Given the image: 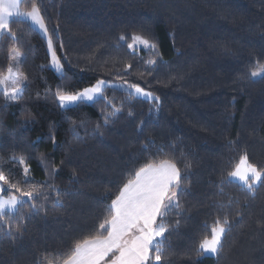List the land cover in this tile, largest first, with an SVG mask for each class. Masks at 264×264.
I'll list each match as a JSON object with an SVG mask.
<instances>
[{"label": "trees", "instance_id": "obj_1", "mask_svg": "<svg viewBox=\"0 0 264 264\" xmlns=\"http://www.w3.org/2000/svg\"><path fill=\"white\" fill-rule=\"evenodd\" d=\"M30 2L23 0L21 9L29 10ZM36 2L49 32L56 29L53 46L66 76L62 81L50 67L47 40L27 20L12 24L15 44L0 37V72L15 46L28 76L22 99L8 101L0 93V170L21 179L22 168L9 157L26 155L33 182L61 194L42 189L47 195L34 210L24 206L19 234L15 220L11 234L7 226L0 230V264L66 258L78 240L98 230L122 182L145 163L165 159L186 171L187 180L182 214L170 213L166 221L180 223L165 234L161 264H264V187L249 194L238 182L220 183L244 152L264 165V77L247 75L264 59V0ZM133 33L154 42L158 56L142 49L130 58L117 37ZM139 57L158 63L138 80L123 66H142ZM97 79L139 82L160 97V111L150 113L151 102L109 87L106 95L124 106L104 126L102 104L65 110L52 99L58 85L76 90ZM222 210L232 224L223 249L197 255Z\"/></svg>", "mask_w": 264, "mask_h": 264}, {"label": "snow or ice", "instance_id": "obj_2", "mask_svg": "<svg viewBox=\"0 0 264 264\" xmlns=\"http://www.w3.org/2000/svg\"><path fill=\"white\" fill-rule=\"evenodd\" d=\"M22 3L23 0H0V37L11 39L15 44L19 37L17 32L13 31L12 24L27 20L29 27L38 31L47 40L50 67L63 81L66 76L65 66L53 46L56 29H53L52 33L49 32L36 0H31L27 11L21 9ZM117 40L123 42L127 55L132 59H136L142 49L149 51L152 57L158 56L157 45L142 34L133 33L130 37L121 34ZM117 46H120L119 43ZM139 59L143 61L142 66L139 63L134 65L131 61L124 62L123 66L126 75H130L132 71L137 72L138 80L145 74L151 75L158 63L154 58ZM8 61L6 71L0 72V93L6 99L15 101L23 98L22 94L28 81V76L21 70L23 60L18 47L13 46L8 50ZM247 75L253 78L264 77V59L257 60ZM109 87L120 89L129 99L151 102L153 107L149 109L150 113L160 111L159 96L142 87L139 82L131 83L127 80L123 85H110L105 79H97L90 86L76 90L58 85L56 91L52 93V99L56 101L58 107L65 110L102 104L103 125L106 126L124 106L123 100L120 101V106H117L115 100L106 95ZM129 115H132L131 111ZM101 126L98 123L96 131ZM29 159L26 155L16 154L9 157V162L16 163L22 168V178L19 180H13L11 170L8 174L0 170V230L7 226L8 231L5 234H11L13 220L16 221L15 231L19 234L21 222L27 215L23 210L24 206L28 205L34 210L35 202L47 195L42 189L55 191L57 196L61 194V190L52 185L33 182ZM40 162L47 168L43 156ZM189 167L190 165H186L185 170ZM51 171L55 173L57 169L52 168ZM186 180V171L182 172L172 160L165 159L159 162L153 160L145 163L122 182V186L118 188L115 198L107 208V215L99 223L98 230L78 240L66 258L45 257L47 264H161L164 259L165 234L170 233L180 223L179 218L174 224L166 221L170 213L177 217L182 214L181 196L186 191ZM232 182H238L249 194L255 193L259 187H264V165L250 161L247 152H244L220 181L221 184ZM231 204L232 201L229 199L228 206ZM221 208L223 209V205ZM236 215H239V212ZM231 227L229 214L222 210L214 218L210 233L200 240L196 249L197 255L205 253L218 255L223 249L224 240Z\"/></svg>", "mask_w": 264, "mask_h": 264}, {"label": "rangeland", "instance_id": "obj_3", "mask_svg": "<svg viewBox=\"0 0 264 264\" xmlns=\"http://www.w3.org/2000/svg\"><path fill=\"white\" fill-rule=\"evenodd\" d=\"M50 54V52H49ZM125 82L124 81H117V82H109L110 85H123ZM8 100V99H6ZM8 101H11V100H8ZM204 255H213L211 253H205Z\"/></svg>", "mask_w": 264, "mask_h": 264}]
</instances>
